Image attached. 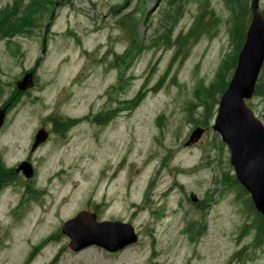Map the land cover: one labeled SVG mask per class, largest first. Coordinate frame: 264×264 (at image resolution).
Instances as JSON below:
<instances>
[{
  "label": "rangeland",
  "instance_id": "374dc122",
  "mask_svg": "<svg viewBox=\"0 0 264 264\" xmlns=\"http://www.w3.org/2000/svg\"><path fill=\"white\" fill-rule=\"evenodd\" d=\"M21 1L0 0V20ZM33 1L23 0L19 17ZM53 2L22 32L0 38L6 166L29 157L40 129L51 134L32 156L41 195L11 224L0 264H264V240L256 242L248 197L224 178L234 169L213 130L218 105L207 126L198 124L205 115L197 94L204 97L235 49L233 7L224 0ZM205 2L218 25L181 52L176 38L188 32ZM137 6H143L137 16L141 53L121 63L117 58L130 42L119 22ZM30 71L34 88L19 93L16 85ZM140 93L145 98L138 108L128 110ZM248 105L264 123V97ZM113 110L119 111L103 124L93 121ZM54 118L80 122L60 138L52 132ZM197 128L202 138L187 146ZM7 191L0 197L2 225L14 198ZM88 209L99 222L131 224L137 244L113 255L97 247L72 252L61 229Z\"/></svg>",
  "mask_w": 264,
  "mask_h": 264
},
{
  "label": "water",
  "instance_id": "95a60500",
  "mask_svg": "<svg viewBox=\"0 0 264 264\" xmlns=\"http://www.w3.org/2000/svg\"><path fill=\"white\" fill-rule=\"evenodd\" d=\"M251 23L245 42L238 53L237 65L226 91L220 98L213 126L227 145L237 181L249 193L254 207L264 216V123L247 104L254 98L256 85L264 67V17L260 0H250ZM34 87V72L27 73L17 83L19 93ZM8 107L0 109V130L4 126ZM204 130L197 128L187 146L200 141ZM48 139L45 128L38 131L32 152ZM30 178L32 166L22 163L18 169ZM192 201L197 202L195 196ZM90 210L81 211L62 227V234L69 238V248L79 253L93 246L109 253H117L135 245L139 237L131 224L115 221L99 222Z\"/></svg>",
  "mask_w": 264,
  "mask_h": 264
},
{
  "label": "trees",
  "instance_id": "16d2710c",
  "mask_svg": "<svg viewBox=\"0 0 264 264\" xmlns=\"http://www.w3.org/2000/svg\"><path fill=\"white\" fill-rule=\"evenodd\" d=\"M59 0H57L58 2ZM226 5H230L233 7L234 12V28L231 32V40L235 47L233 55L229 60H227L220 68L219 73L215 79V81L210 85L209 88L204 89V97L197 94L198 99L202 102L204 107V115L205 119L198 122L199 125L207 126L209 119L214 117L215 107L219 104V99L221 95L226 91L230 79L233 76V71L237 65V57L238 53L241 50L248 28L251 23V10H250V0H224ZM208 2V1H207ZM205 2L194 20L193 25L188 30L186 34H181L176 38L175 44L180 49L181 52L187 51L201 36L210 34L218 25V17L216 16L214 10ZM53 0H35L33 3L25 8L24 14L25 16H18V11L23 6V0L21 4L17 3L15 7V13H9L10 10H6L1 15L0 20V38H9L11 35L15 33H19L23 31V26H27L34 21V17L36 15L43 14L46 10L53 5ZM143 14V6H137L131 13L123 17L119 25L123 30L127 33V38L130 42L129 47L125 51L123 57H118L117 59L121 60V63L124 61L131 59L135 60L141 53V43L138 37L137 29L140 24V19L137 17L142 16ZM262 15L264 17V5L262 8ZM26 18V19H25ZM124 73H120L119 84H121L122 76ZM254 97H264V76H260L259 81L256 85V90ZM145 98V95L140 93L133 101H130L127 104L128 110H133L138 108L139 104ZM119 110H113L111 112H107L103 115H97L93 119L94 122L103 124L108 121L110 117H115ZM111 115V116H110ZM110 116V117H107ZM84 120H89V118H85ZM54 130L61 132L62 134H66L69 130L74 128L77 124H79L80 120H63L59 118H54ZM229 176L224 175L225 179H229L232 181L233 185L240 190L241 194L247 196V202L249 207V212L253 214V228L256 231V242L260 243L264 240V216L259 214L252 203V200L247 193V191L238 183L236 177L234 175ZM230 181V182H231Z\"/></svg>",
  "mask_w": 264,
  "mask_h": 264
},
{
  "label": "flooded vegetation",
  "instance_id": "af4514ba",
  "mask_svg": "<svg viewBox=\"0 0 264 264\" xmlns=\"http://www.w3.org/2000/svg\"><path fill=\"white\" fill-rule=\"evenodd\" d=\"M69 120V119H67ZM52 132L60 138H65L67 134H62L61 132L52 129ZM50 133L48 132V139L45 143H47L50 139ZM36 135L33 140V144L35 142ZM44 143V144H45ZM32 144V145H33ZM42 144V145H44ZM39 146V148L42 147ZM37 148V150L39 149ZM36 150V151H37ZM30 151L29 157L22 160L16 167H8L6 166L2 156L0 157V197L4 196V193L8 190L12 192L13 200L11 203L7 204L8 210L6 211V215H4L5 225L1 224L0 220V231H3L6 236L0 235V245L4 242V240L10 239V226L11 224L17 225L22 221L24 214L26 213L27 209L29 208L30 202L35 200L41 195V192L37 190L34 186V182L37 177V167L35 166L34 162L32 161V156L36 152ZM22 163H29L32 166L33 176L28 178L23 170H19V167ZM22 190L21 194H18V189ZM7 191V192H8ZM56 239L57 236L50 237L49 241ZM44 244V243H43ZM42 244V245H43ZM37 250V247L33 248ZM109 254V253H108ZM113 255V254H110ZM32 256L29 253V258Z\"/></svg>",
  "mask_w": 264,
  "mask_h": 264
}]
</instances>
